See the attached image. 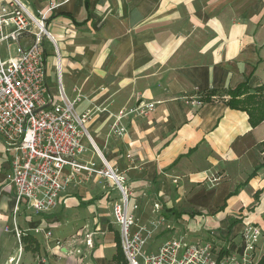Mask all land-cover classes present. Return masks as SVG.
Wrapping results in <instances>:
<instances>
[{"label": "crops", "instance_id": "crops-1", "mask_svg": "<svg viewBox=\"0 0 264 264\" xmlns=\"http://www.w3.org/2000/svg\"><path fill=\"white\" fill-rule=\"evenodd\" d=\"M19 1L32 14L47 5ZM57 2L46 27L64 92L80 95L78 113L104 109L85 126L92 144L83 141L79 160L99 165L102 158L119 171L139 226L164 218L148 249L184 233L188 240L233 236L255 225L263 255L264 120L252 127L246 112L227 106V92L244 82L264 84V0ZM44 45L47 61L55 53ZM148 103L154 107L146 115L123 120V135L112 130L119 111ZM11 160L0 136V264H116L118 194L106 180L78 173L53 210L35 213L17 203Z\"/></svg>", "mask_w": 264, "mask_h": 264}, {"label": "built area", "instance_id": "built-area-1", "mask_svg": "<svg viewBox=\"0 0 264 264\" xmlns=\"http://www.w3.org/2000/svg\"><path fill=\"white\" fill-rule=\"evenodd\" d=\"M46 1L44 11L37 14L19 0L0 6V136L6 151L12 153L8 181L17 203L35 213H48L60 203L66 184L84 172L88 177L105 179L117 191L112 217L126 264H261L264 254L259 255L258 245L262 231L255 225H247L233 236L213 232L188 240L184 233L154 250L148 249L149 240L163 228L159 226L164 218H156L152 227L139 226L133 214L138 206L131 202L132 194L119 171L102 158L99 165L79 160L86 152L83 141L92 144L85 126L104 109L93 107L78 113L75 107L80 95L70 98L64 92L57 49L46 30L47 17L59 3ZM22 37L29 38L30 43L23 46ZM45 40L53 45L57 59L56 93L47 82ZM3 44L5 56L1 53ZM192 104L199 105V101ZM153 107L154 103H148L119 111L114 115L112 130L123 135L124 119L146 115ZM66 168L69 173L64 177ZM153 209L158 211V204ZM20 235L18 232L17 237ZM86 245L91 248V240Z\"/></svg>", "mask_w": 264, "mask_h": 264}, {"label": "trees", "instance_id": "trees-1", "mask_svg": "<svg viewBox=\"0 0 264 264\" xmlns=\"http://www.w3.org/2000/svg\"><path fill=\"white\" fill-rule=\"evenodd\" d=\"M227 94L229 96L227 106L230 109L246 112L252 127L257 126L264 120V84L250 88L247 83L244 82L233 90L228 91ZM180 215L181 214L178 213L175 214L176 218H180ZM113 260L116 264L124 263V256L120 246Z\"/></svg>", "mask_w": 264, "mask_h": 264}, {"label": "rangeland", "instance_id": "rangeland-1", "mask_svg": "<svg viewBox=\"0 0 264 264\" xmlns=\"http://www.w3.org/2000/svg\"><path fill=\"white\" fill-rule=\"evenodd\" d=\"M34 12V11H33ZM46 30L47 31H49V28L48 27H46ZM46 41H48V40H46ZM49 42V41H48ZM50 43V42H49ZM46 44H47V42H46ZM50 45H51V48H53L52 46V44L50 43ZM14 44L13 43H10V48L11 49H14ZM4 48H5V45L3 44L2 45V48H1V53H2V55L3 56H5V53H4ZM54 54H51L48 58H47V61H46V71H47V82L49 83V88L51 87V88H53L54 90H55V92H57V88H58V85H57V82H56V72L54 71V66H56V61H57V59L55 58V55L53 56ZM61 74H64V71H62V69H61ZM64 87H65V85H64ZM65 91H66V93L67 94H69V92H68V89L65 87ZM100 179H102V178H100ZM90 180H92V179H88V181H90ZM105 180V179H104ZM106 188H108V185L106 184ZM118 199V198H117ZM116 199V200H117ZM131 202L132 203H135V201L132 199V197H131ZM106 201H107V203H109L110 201H109V199H106ZM112 202H114V201H112ZM137 212V210L133 213L134 214V216H135V213ZM137 214V213H136ZM137 216V215H136ZM135 216V217H136ZM138 217V216H137ZM200 232L202 233V234H205L206 233V231L205 230H200Z\"/></svg>", "mask_w": 264, "mask_h": 264}]
</instances>
